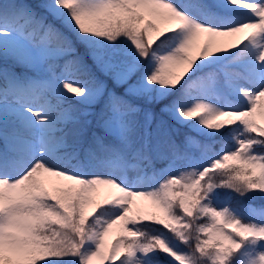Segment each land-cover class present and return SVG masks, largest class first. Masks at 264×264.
<instances>
[{"label":"snow or ice","instance_id":"6c2138e0","mask_svg":"<svg viewBox=\"0 0 264 264\" xmlns=\"http://www.w3.org/2000/svg\"><path fill=\"white\" fill-rule=\"evenodd\" d=\"M257 198L264 0H0V264H264Z\"/></svg>","mask_w":264,"mask_h":264},{"label":"trees","instance_id":"16d2710c","mask_svg":"<svg viewBox=\"0 0 264 264\" xmlns=\"http://www.w3.org/2000/svg\"><path fill=\"white\" fill-rule=\"evenodd\" d=\"M248 203L254 207V208H257L259 209L260 207H264V199H260V198H257L255 200H252V201H248ZM198 222H203V221H198ZM111 239H115V236L113 237H110V240ZM183 247V245H181Z\"/></svg>","mask_w":264,"mask_h":264},{"label":"rangeland","instance_id":"374dc122","mask_svg":"<svg viewBox=\"0 0 264 264\" xmlns=\"http://www.w3.org/2000/svg\"><path fill=\"white\" fill-rule=\"evenodd\" d=\"M107 190H105V192H106Z\"/></svg>","mask_w":264,"mask_h":264}]
</instances>
